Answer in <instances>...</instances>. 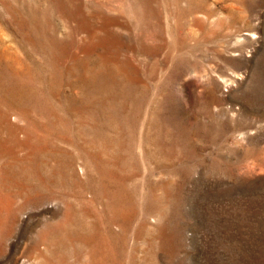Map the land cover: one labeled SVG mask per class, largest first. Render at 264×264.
Segmentation results:
<instances>
[{"label":"rangeland","instance_id":"obj_1","mask_svg":"<svg viewBox=\"0 0 264 264\" xmlns=\"http://www.w3.org/2000/svg\"><path fill=\"white\" fill-rule=\"evenodd\" d=\"M0 264H264V0H0Z\"/></svg>","mask_w":264,"mask_h":264}]
</instances>
